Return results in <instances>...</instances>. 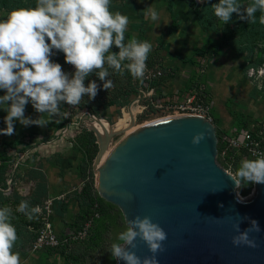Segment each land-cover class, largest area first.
Here are the masks:
<instances>
[{
    "label": "rangeland",
    "instance_id": "rangeland-1",
    "mask_svg": "<svg viewBox=\"0 0 264 264\" xmlns=\"http://www.w3.org/2000/svg\"><path fill=\"white\" fill-rule=\"evenodd\" d=\"M218 2L111 0L110 9L129 18L125 43L135 39L152 44L144 77L133 78L123 68L121 72L110 69L106 79L114 86L105 90L104 82L90 74L85 86L96 80L100 90L93 100L87 95L82 98L81 110H88L91 117L81 116L75 121L78 126L69 125L70 106L61 102V114L47 125L25 127L17 121L13 135L0 134V193L6 198L0 207H8L12 213L10 222L18 235L12 251L20 253L22 264H119L110 246L119 243L124 248L119 233L130 226L122 209L100 195L95 159L107 138L114 150L132 134L128 133L131 128L139 130L148 123L184 114L171 106L194 99L210 111L216 162L228 174L233 176L243 160L264 155V124L260 126L264 123V39L243 44L244 53L238 55L224 37L241 20L234 13L227 24L221 21L212 7ZM240 2L243 10L252 0ZM35 5L36 0H1L0 18L13 9ZM150 7L159 12L158 21L145 17L144 11ZM200 15L204 26L198 21ZM243 33L251 35L252 30ZM250 35L249 41L255 38ZM241 36L236 38L241 40ZM111 51L119 49L113 46ZM54 52L52 60L66 73H74L64 54ZM156 69L167 71L168 77L145 85ZM31 107L26 106L25 116L39 119L42 114ZM6 115L0 110V118ZM43 118L48 120L46 114ZM242 131L251 134L250 142H244ZM235 191L237 198L239 194L244 203L250 202L256 195V183L241 178ZM22 200L29 202V210L39 206L40 212L29 219L18 211ZM87 214H91L89 222L79 226V215ZM50 235H56L54 244ZM75 248L82 253L66 255Z\"/></svg>",
    "mask_w": 264,
    "mask_h": 264
},
{
    "label": "clouds",
    "instance_id": "clouds-1",
    "mask_svg": "<svg viewBox=\"0 0 264 264\" xmlns=\"http://www.w3.org/2000/svg\"><path fill=\"white\" fill-rule=\"evenodd\" d=\"M110 5L111 0H36L35 7L13 9L0 18V91L4 92L0 95V110L7 113L3 118L6 127L0 128V134L13 135L17 121L25 127L47 125L61 114V102L76 106L85 95L95 99L100 85L90 80L85 86L90 74L104 82L105 90L114 86L111 79H106L110 69L121 72L123 68L133 78L144 77L152 44L135 39L125 43L129 18L118 10L113 12ZM212 7L215 16L225 24L233 13L254 23L257 11L262 13L259 22L264 24V0H252L243 10L240 0H219ZM144 14L152 21L159 20L160 14L154 7ZM113 46L119 52L111 51ZM54 50L64 54L65 61L74 66V73H66L60 63L52 60ZM125 60L130 62L122 65ZM28 104L42 114L39 119L25 116ZM45 114L48 120L43 118ZM204 138V133H198L192 144L198 145ZM241 178L264 184V155L243 160L233 175L234 183L240 185ZM238 200L243 202L239 194ZM18 211L32 219L40 208L29 210V202L22 200ZM11 216L8 207H0V264H22L20 253L12 251L18 235ZM131 225L119 233V240L135 248L134 242L139 238L153 255L141 260L135 252L112 243V257L126 264H159L156 254L163 250L167 233L148 216H137ZM260 231L259 222L252 220L250 228L235 235L232 243L255 248L257 244L250 233Z\"/></svg>",
    "mask_w": 264,
    "mask_h": 264
},
{
    "label": "water",
    "instance_id": "water-1",
    "mask_svg": "<svg viewBox=\"0 0 264 264\" xmlns=\"http://www.w3.org/2000/svg\"><path fill=\"white\" fill-rule=\"evenodd\" d=\"M151 123L125 138L98 172L97 189L104 200L120 207L127 224L148 216L167 233L159 264H264V184L256 183L250 202L236 197L233 176L216 162L215 127L199 116ZM205 138L192 144V138ZM107 138L94 168L109 148ZM259 222L251 232L257 247L235 246L232 239ZM143 260L153 254L136 239ZM119 264H126L117 258Z\"/></svg>",
    "mask_w": 264,
    "mask_h": 264
},
{
    "label": "trees",
    "instance_id": "trees-1",
    "mask_svg": "<svg viewBox=\"0 0 264 264\" xmlns=\"http://www.w3.org/2000/svg\"><path fill=\"white\" fill-rule=\"evenodd\" d=\"M1 1V0H0ZM208 6V5H207ZM234 14V13H233ZM262 15V13L260 11H257L255 13V16H256V21L253 23V22H250V21H247V20H241L240 21V24L237 25V27L226 37H224V42L225 44L227 45H230L232 46L236 53L238 55H242L244 53V48H242L241 46L243 44H250V43H254L256 42L257 40H260V39H264V24H261L259 22V17ZM234 16L232 15V18ZM198 21L202 23V25L204 26L205 24L203 23L202 21V16L200 15L198 17ZM234 21H236V19H234ZM251 29L252 30V33L250 35V33H243V31L247 30V29ZM240 36L242 35V39L241 40H238L236 37L237 36ZM249 35L252 36L254 35L255 38H253V40L249 41ZM252 50V49H251ZM164 75L163 77H161L160 80H165L168 75H167V71H164ZM103 86V85H102ZM106 99L107 100H111L110 96H108V94L106 93ZM100 101H101V97L98 98ZM5 125L4 123V120H3V117L0 118V128H3V126ZM4 199V196L0 193V202L3 201ZM91 216V214H87L86 216L85 215H79V218H78V225L79 226H84L87 222H89V217ZM77 248V247H76ZM73 249L70 254H66L68 256H73L75 255L76 253L77 254H81L82 252L77 250V249Z\"/></svg>",
    "mask_w": 264,
    "mask_h": 264
},
{
    "label": "built area",
    "instance_id": "built-area-1",
    "mask_svg": "<svg viewBox=\"0 0 264 264\" xmlns=\"http://www.w3.org/2000/svg\"><path fill=\"white\" fill-rule=\"evenodd\" d=\"M164 72L162 70L156 69L155 71L152 72V74L149 75V77H147V80L145 81V85H151L154 81L156 80H160L161 77H163ZM70 106V113H71V120L72 122L69 123V125L71 126H78V124L75 123L76 120H80L81 116H83V119L88 117H91V114L89 113L88 110H81V106L76 105H69ZM159 108H161L162 106H158ZM172 108H178L182 111H184L183 115H188V116H199L204 118L205 120L209 121L210 123H213V117L210 114V111L204 107L203 105L197 104L195 103L194 99L189 100L188 103H185V105L182 106H171ZM186 112V113H185ZM176 113V112H175ZM261 124H264L263 121L260 122V126ZM264 126V125H263ZM262 128V127H261ZM67 131H64V133H66ZM242 136H243V140L244 142H250L252 140V136L251 134L245 133L244 131H242ZM51 241L53 242V244L55 243V238L56 235H50ZM74 238V237H73Z\"/></svg>",
    "mask_w": 264,
    "mask_h": 264
},
{
    "label": "bare ground",
    "instance_id": "bare-ground-1",
    "mask_svg": "<svg viewBox=\"0 0 264 264\" xmlns=\"http://www.w3.org/2000/svg\"><path fill=\"white\" fill-rule=\"evenodd\" d=\"M188 115H177L176 117H187ZM175 116H173V118H176ZM168 119H170V118H168ZM158 121H161V120H158ZM155 122H157V121H155ZM151 123H154V122H151ZM150 123V124H151ZM148 125H149V123H148ZM103 129H105V127H103ZM102 129V130H103ZM135 130H137L136 128H131L130 129V131L128 132V133H134V131ZM107 131V130H106ZM131 135V134H130ZM113 152V150H112V148H108L107 149V151L105 152V155H104V157H103V159H102V161H101V163H100V166L99 167H97L96 168V173H97V177H98V172L104 167V165H105V163H106V161H107V159H108V157L110 156V154Z\"/></svg>",
    "mask_w": 264,
    "mask_h": 264
},
{
    "label": "crops",
    "instance_id": "crops-1",
    "mask_svg": "<svg viewBox=\"0 0 264 264\" xmlns=\"http://www.w3.org/2000/svg\"><path fill=\"white\" fill-rule=\"evenodd\" d=\"M32 108V107H31ZM33 109V108H32Z\"/></svg>",
    "mask_w": 264,
    "mask_h": 264
}]
</instances>
